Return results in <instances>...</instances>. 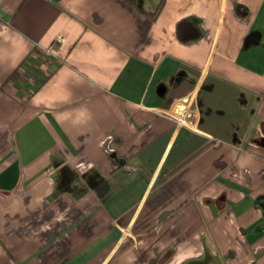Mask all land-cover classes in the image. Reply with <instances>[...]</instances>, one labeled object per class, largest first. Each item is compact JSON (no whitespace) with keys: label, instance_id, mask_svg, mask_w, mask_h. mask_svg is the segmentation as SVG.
<instances>
[{"label":"crops","instance_id":"crops-1","mask_svg":"<svg viewBox=\"0 0 264 264\" xmlns=\"http://www.w3.org/2000/svg\"><path fill=\"white\" fill-rule=\"evenodd\" d=\"M134 1L0 0V264H264V0Z\"/></svg>","mask_w":264,"mask_h":264},{"label":"trees","instance_id":"trees-1","mask_svg":"<svg viewBox=\"0 0 264 264\" xmlns=\"http://www.w3.org/2000/svg\"><path fill=\"white\" fill-rule=\"evenodd\" d=\"M127 1L131 2L133 5L136 6V3H135L134 0H127ZM163 2H164V0H160L159 3H158V5H157V7L155 8V10H153V11H145L146 14L149 15L151 18H155V17L158 15L160 9L162 8V6H163ZM20 76H21L20 69L15 70V71L11 74V78H13L14 80H15V79H19Z\"/></svg>","mask_w":264,"mask_h":264},{"label":"built area","instance_id":"built-area-1","mask_svg":"<svg viewBox=\"0 0 264 264\" xmlns=\"http://www.w3.org/2000/svg\"><path fill=\"white\" fill-rule=\"evenodd\" d=\"M48 50H50V48H48Z\"/></svg>","mask_w":264,"mask_h":264}]
</instances>
